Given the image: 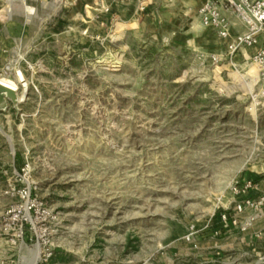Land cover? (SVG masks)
I'll list each match as a JSON object with an SVG mask.
<instances>
[{"label":"rangeland","instance_id":"374dc122","mask_svg":"<svg viewBox=\"0 0 264 264\" xmlns=\"http://www.w3.org/2000/svg\"><path fill=\"white\" fill-rule=\"evenodd\" d=\"M68 2L0 26V80L17 84L0 95V264H32L38 245L36 264H220L201 229L264 170L253 58L166 6Z\"/></svg>","mask_w":264,"mask_h":264},{"label":"crops","instance_id":"0c3cea01","mask_svg":"<svg viewBox=\"0 0 264 264\" xmlns=\"http://www.w3.org/2000/svg\"><path fill=\"white\" fill-rule=\"evenodd\" d=\"M7 1H9V4L0 10V26L2 27V31L4 33L12 31L20 33L24 32L25 27L28 25V21L20 18L22 12L23 15L27 17L39 16L42 8L50 9L56 13L59 9H62L64 6H67V3H69L68 0ZM203 2L204 0H75L76 5L87 6L91 9L93 8L94 10L101 9V7L104 8V6L107 5L108 11L111 9V12L112 4L114 3L127 5L129 9L131 8V13L138 10L143 11L154 8L156 5H159L160 7L166 6L171 10L176 11L177 15L181 14L184 17L186 16L189 20L191 18L194 20V16H198L200 18L198 11ZM63 3H65V5H63ZM19 5L22 7L18 8L17 6ZM5 15L7 16L5 17ZM241 29V24L237 22L234 32L240 31ZM221 39L228 50L231 38ZM263 42L264 32L260 35L259 42L257 44L243 47L235 56V60L240 62H248L249 60H252L253 56L259 50ZM249 178L254 180L255 187L247 194H237L233 197L232 201L228 203L229 205L225 207L226 210L224 211L235 214L241 225H245L248 222L250 224L244 231L240 229V226H231L229 230L224 231L221 234V237L222 235H225L226 237L220 239L214 234V230L219 227V216L217 215L214 219V225L207 231V233L212 236L199 242L201 247L205 249L206 254L210 256L209 259L211 263L264 264V206L260 209L247 207L241 213L235 212V206L238 202L248 197L257 198L264 195V170H255V173H245L242 180L244 181ZM229 237H231V239ZM194 240L195 238L192 241ZM226 253L233 257L229 258ZM185 254L191 255L194 254V251L192 249H188ZM166 264H174L173 260L171 261V257L167 258Z\"/></svg>","mask_w":264,"mask_h":264},{"label":"built area","instance_id":"2783aa9c","mask_svg":"<svg viewBox=\"0 0 264 264\" xmlns=\"http://www.w3.org/2000/svg\"><path fill=\"white\" fill-rule=\"evenodd\" d=\"M199 16L202 25L215 31L220 38H231L228 45L231 53L239 51L242 47L257 44L260 35L264 32V0H204L199 8ZM237 22L241 24L242 29L234 32ZM253 62L257 65L260 78L264 83V42L253 56ZM254 187V180L250 178L242 180L238 182L235 193L247 194ZM22 197L26 198L25 206L29 210L37 206V203L30 199V190L25 189ZM263 206L264 195L257 198L248 197L236 204L235 212L241 213L247 207L260 209ZM217 215L219 216V227L214 230L216 236L229 230L231 226H240V229L244 231L250 224L248 222L241 225L235 214L223 210L218 213L214 212L201 230H209L214 225ZM198 231L196 225H192L186 237L187 240L192 241ZM44 256L47 258L48 255Z\"/></svg>","mask_w":264,"mask_h":264},{"label":"bare ground","instance_id":"6f19581e","mask_svg":"<svg viewBox=\"0 0 264 264\" xmlns=\"http://www.w3.org/2000/svg\"><path fill=\"white\" fill-rule=\"evenodd\" d=\"M21 81H23V83H24V88L27 89V85H26L25 81L22 78H21ZM0 82L5 87H8V88L13 89L15 91L17 90V84L14 81H12V80H8L6 78H3V79L0 80ZM41 252H42V250H41L40 246L39 245L36 246V248H35V256L33 258L34 260H33L32 264H36V262L40 259Z\"/></svg>","mask_w":264,"mask_h":264},{"label":"water","instance_id":"95a60500","mask_svg":"<svg viewBox=\"0 0 264 264\" xmlns=\"http://www.w3.org/2000/svg\"><path fill=\"white\" fill-rule=\"evenodd\" d=\"M3 92L7 93V95H8L12 100H14V101L17 100V93H16V91L13 90V89H10V88H8V87H5L4 85H2V84L0 83V95H1Z\"/></svg>","mask_w":264,"mask_h":264}]
</instances>
